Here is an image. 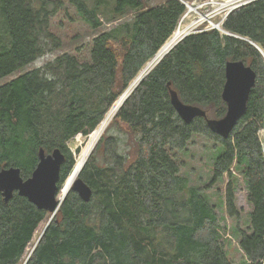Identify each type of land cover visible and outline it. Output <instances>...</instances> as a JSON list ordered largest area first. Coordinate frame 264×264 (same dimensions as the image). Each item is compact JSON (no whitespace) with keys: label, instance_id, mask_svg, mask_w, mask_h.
Returning <instances> with one entry per match:
<instances>
[{"label":"trees","instance_id":"1","mask_svg":"<svg viewBox=\"0 0 264 264\" xmlns=\"http://www.w3.org/2000/svg\"><path fill=\"white\" fill-rule=\"evenodd\" d=\"M68 1L96 32L89 45L0 86V171L17 167L27 179L41 149H59L65 155L60 188L78 168L69 142L79 134L90 141L187 10L180 0L157 6L150 0ZM65 8L66 0H0V80L63 47L51 26ZM223 29L232 36L213 29L184 38L132 92L79 172L93 191L91 201L69 190L27 260L50 214L17 194L5 203L0 193V264H235L225 219L235 222L230 232L239 264H263L264 57L250 42L264 52V0L232 11ZM230 61L250 66L257 82L245 116L224 139L206 118L186 124L171 93L209 119L224 118ZM196 136L213 142L203 184H194L196 168L188 169ZM212 148L221 149L217 157ZM241 177L250 207L245 217L236 202ZM227 178L222 218L208 191Z\"/></svg>","mask_w":264,"mask_h":264},{"label":"rangeland","instance_id":"2","mask_svg":"<svg viewBox=\"0 0 264 264\" xmlns=\"http://www.w3.org/2000/svg\"><path fill=\"white\" fill-rule=\"evenodd\" d=\"M95 1L96 0H86V2L89 5H93ZM180 1L187 8L186 13L182 16L177 26V29H178L180 27V24L183 23L182 29H181V36H183L185 33L189 31L192 34L197 33V32H202V31H210V30L216 29L215 28L216 26L217 28L220 27L221 29H223V23H224L223 20L226 14H230L232 11L237 10L236 4L238 5L241 4L240 3L241 0H236L235 6L233 8L224 9L222 8V5L225 4V0H180ZM231 1L233 2L234 0H231ZM149 2H148L149 6H157L159 4L166 2V0H150ZM190 6L195 7V8L197 7H201V8L198 9L196 12H192L189 14L188 8ZM131 18L132 17H128L125 20L130 21ZM115 24H118V23H115ZM51 31L53 32V34H55L58 38L62 40L63 47L57 51L47 53L45 56L39 58L34 63L29 65L25 69L19 71L18 73L12 74L8 77L1 79L0 86L8 83L9 81H12L13 79L18 77L19 75H22L23 73H26L33 69L44 66L46 63H48L49 61H52L53 59H55V57L59 56L62 53L72 52L74 51L76 47H79L83 44L89 45L93 37L96 35V32L93 31L86 24V22L78 15L77 11L75 10L74 7H72V5L69 3L68 0H66V8L62 12H59L58 15L52 20ZM220 32L222 34L224 33L223 30H221ZM174 33L172 34V36L174 35ZM153 64H151L149 68H151ZM134 84L135 83H133L132 87H134ZM120 104H121V101L118 102L111 109L110 113L106 116L104 123L98 128L97 132L92 136L90 141L88 140V137H83L81 134H79L78 136H76L74 139H72L69 142V147L75 153V158L79 156L77 160L78 168H82L84 166L83 164H85V162L88 161L96 145L101 139L102 133L104 129L106 128L108 122L113 121V118L111 120L110 118L113 116V114L115 113V111L117 110ZM260 138L263 142V148H264V130L260 132ZM212 145H213V142L207 140L205 137L196 136L195 141L190 147L195 157L189 156L187 160H188V169L196 168V171L192 174V179H193L194 184H203L205 181H207L209 177L210 170H211V164L208 163V158L210 157V148L212 147ZM212 149H214L215 151V154L213 156L215 157L217 154L216 152L217 149L216 148H212ZM220 151L221 149H219L217 156L220 154ZM79 165L81 167H79ZM186 171L188 170L184 169V172ZM75 175H76V172L72 176V178ZM72 178L70 175L69 178L64 183V185L61 187V191L59 194V198L61 200L66 199L65 198L66 196L62 197V191L64 188L68 187L71 184ZM228 180L229 179L227 178L226 181H223L224 183H219V184L214 185L211 188V190L208 191V194L211 195V200L213 204L221 205V207H219L218 209L219 211L217 212L219 216L222 218L225 217L224 215L225 205L223 203V200L226 199V196L224 194V188ZM236 196H237V199H236L237 207L242 210V213H243L242 216L245 217L247 213L250 212V207L247 202V188H246L245 182L242 179V177L239 179V182H238ZM53 217L54 216L50 214L48 218L46 219V221H44L40 225V227L38 228V230L36 231L34 235L32 242L29 244L26 250V254L22 261L27 260V258L30 257L32 251L35 248V245L37 244L39 238L41 237V234L43 233L47 224L51 221V219H53ZM225 223H227V226L229 228V230L227 229L228 234L226 237L230 239L232 243L229 249L231 252V257L235 259V264H239L240 254L238 252L239 250L238 243L234 240L230 232L233 226L235 225V222H233L231 219H225ZM242 224L245 226V221H243Z\"/></svg>","mask_w":264,"mask_h":264},{"label":"water","instance_id":"3","mask_svg":"<svg viewBox=\"0 0 264 264\" xmlns=\"http://www.w3.org/2000/svg\"><path fill=\"white\" fill-rule=\"evenodd\" d=\"M253 1L256 0H252L251 2ZM216 29L219 30L218 28ZM222 30L226 35L232 36L230 33H227L224 29ZM191 34L192 33H189L184 38H186ZM234 37L241 38L238 36H234ZM171 38L168 39V41L154 56V58H152L151 61H153L160 53L166 50V47ZM244 40L248 41L246 39ZM250 43L253 46H255V48H257L264 57V52L256 44L252 42ZM178 44H176L171 49L169 48L162 57V59L167 54H169ZM162 59H160V61ZM160 61L156 64V66L160 63ZM150 62H148L147 65H149ZM154 68H152L150 72ZM149 73H147L142 78V80L133 89V91L141 84V82L146 78V76ZM225 76H226V83L224 85L222 99L227 105V113L225 117L222 119L219 120L209 119L207 113L203 109L182 103L179 100L176 92L174 91H172L171 94H172V104L175 110L177 111L178 115L180 116V118L186 124H191L195 119L199 117L206 118L207 124L211 129V131L214 134L224 139H227L246 114L247 103L249 101L250 94L253 88L256 86L257 74L250 66L246 65L242 61H230L226 64ZM132 92L130 93V95L132 94ZM128 97L125 99V101L128 99ZM125 101L123 102V104L125 103ZM64 162H65V155L62 153L61 150L57 149L51 154H46L45 151L41 149L39 151L38 164L29 178L24 179L22 176L21 169L17 167H10L1 170L0 193L4 198V202L8 203L10 200L14 198V195L17 194L19 197L26 198L31 204L36 206L39 210L46 211L49 214L55 216L59 210L62 201L65 200V199L61 200L59 198V194L61 191L60 188L61 172ZM71 191L76 192L79 195V197L86 203H89L93 196L92 189L81 178H78L75 181L74 185L71 188ZM50 222L47 224L46 228L41 234V237L39 238L37 244L39 243L44 233L47 231ZM37 244L35 245V248Z\"/></svg>","mask_w":264,"mask_h":264},{"label":"bare ground","instance_id":"4","mask_svg":"<svg viewBox=\"0 0 264 264\" xmlns=\"http://www.w3.org/2000/svg\"><path fill=\"white\" fill-rule=\"evenodd\" d=\"M241 3V2H240ZM235 6V2H232L231 0H225V4L224 5H222V8H224V9H231V8H233ZM201 7H197V8H195V7H189L188 9H189V14L190 13H192V12H196L198 9H200ZM182 24L183 23H181L180 24V27L176 30V33H175V36H174V38L168 43V45H167V48H166V50H164L163 52H162V54L160 53L153 61H151L150 62V64L149 65H147L146 66V68L145 69H143V72H141V74H139L138 75V77L133 81V83H135L134 84V87L131 89V87H132V85H133V83L130 85V87L126 90V93L125 94H127V96L125 97V99L130 95V93L133 91V89L138 85V83L142 80V78L147 74V73H149L150 72V70L152 69V68H154L155 66H156V64L160 61V59H162V57L164 56V54L166 53V51L170 48H173L176 44H178L186 35H188L189 33H190V31L189 32H187V33H185L183 36H181V29H182ZM216 28H217V26H216ZM220 30H222L220 27H218ZM155 62V63H154ZM154 63V64H153ZM151 64H153V66L151 67V68H149L150 66H151ZM148 69V70H147ZM147 71V72H146ZM125 99H124V101H125ZM123 101V102H124ZM123 102L118 106V108H117V110L115 111V113L113 114V116L110 118V120L114 117V115L116 114V112L119 110V108L121 107V105L123 104ZM110 122V121H109ZM109 122H108V124H109ZM107 124V125H108ZM107 127V126H106ZM92 152V151H91ZM80 169L81 168H78V170H77V172H76V175L72 178V180H71V184L68 186V188L66 189V191L64 192V194H63V196L65 197L66 196V194L68 193V191L69 190H71V188H72V186H73V184L75 183V181L79 178V172H80ZM62 196V197H63Z\"/></svg>","mask_w":264,"mask_h":264},{"label":"built area","instance_id":"5","mask_svg":"<svg viewBox=\"0 0 264 264\" xmlns=\"http://www.w3.org/2000/svg\"><path fill=\"white\" fill-rule=\"evenodd\" d=\"M236 0H234L233 2H235ZM252 0H241V4H236V6H237V8L236 9H238V8H240L242 5H247V4H249L250 2H251ZM236 3V2H235ZM228 15L229 14H226V16L224 17V22H225V20L227 19V17H228ZM263 264H264V262H263Z\"/></svg>","mask_w":264,"mask_h":264}]
</instances>
